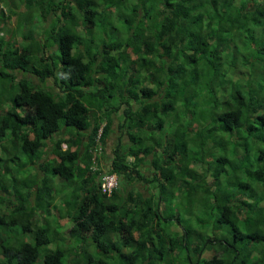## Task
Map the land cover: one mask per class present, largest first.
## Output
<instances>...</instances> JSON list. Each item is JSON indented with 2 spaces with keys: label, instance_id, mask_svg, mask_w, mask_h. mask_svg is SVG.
I'll use <instances>...</instances> for the list:
<instances>
[{
  "label": "trees",
  "instance_id": "trees-1",
  "mask_svg": "<svg viewBox=\"0 0 264 264\" xmlns=\"http://www.w3.org/2000/svg\"><path fill=\"white\" fill-rule=\"evenodd\" d=\"M104 254L264 264V0H0V264Z\"/></svg>",
  "mask_w": 264,
  "mask_h": 264
},
{
  "label": "clouds",
  "instance_id": "clouds-1",
  "mask_svg": "<svg viewBox=\"0 0 264 264\" xmlns=\"http://www.w3.org/2000/svg\"><path fill=\"white\" fill-rule=\"evenodd\" d=\"M41 124H42V122H39L38 127ZM32 131H34V130H32ZM49 145H51V143H49ZM22 149L24 151L25 157L29 158L28 154L24 150V147ZM101 181L102 182L99 183V186H100L101 192L103 194L112 195L115 192V190H117L119 187V178L116 174H109L108 173L104 177L101 178ZM14 198L18 199L17 197H14ZM117 207H118V209L114 210L111 213V215H114L118 220H120V222L127 223V215L125 214L124 206L122 204H118ZM133 238L135 240H137L135 236H133ZM133 251H134V249H132L130 246H128L127 249H124L125 253L131 254ZM209 252H214V251H209ZM207 254H205V257L211 258L212 256L216 255L217 253L215 252V254L212 256H207ZM101 259L104 262H106L107 264H114L115 261H118L117 260V254L114 255V257L111 254H104L103 256H101Z\"/></svg>",
  "mask_w": 264,
  "mask_h": 264
},
{
  "label": "rangeland",
  "instance_id": "rangeland-1",
  "mask_svg": "<svg viewBox=\"0 0 264 264\" xmlns=\"http://www.w3.org/2000/svg\"><path fill=\"white\" fill-rule=\"evenodd\" d=\"M12 23H13V27L16 25L15 24V22H14V20L12 21ZM113 142L115 141V138H113V139H111ZM43 147L42 148H40L38 151H37V154H39V153H42V151H43ZM172 203V208L175 210V211H179L178 210V208H177V205H178V203H177V201L175 200V199H169ZM184 208V205H182V209ZM183 212H184V209H183ZM185 213V212H184ZM199 215H201V214H199ZM192 222L193 223H191V228L193 227V226H198V223H199V219H197L196 217H194V219L192 220ZM192 224H193V226H192ZM184 227H183V229L184 228H188V224L186 223V224H184L183 225ZM174 230H176V231H178V232H180L179 234H177V232H175V233H170L171 235H173L174 237L176 236V235H178V236H181L182 237V233L181 232H183V230L181 229V227L180 226H177V225H175V227H172ZM176 228H178V229H176ZM208 235L206 236V238H208L207 240L209 241V237H211L212 236V230L211 229H209L208 230V233H207ZM217 236L218 237H221V235L220 234H217ZM209 242H207V244H208ZM206 246V245H205ZM204 246V247H205ZM219 247V244H215L214 245V248H218ZM208 251V249H206L205 250V252H207ZM215 254V252H208V254H207V256H212V255H214ZM114 264H123L121 261H115L114 262Z\"/></svg>",
  "mask_w": 264,
  "mask_h": 264
}]
</instances>
